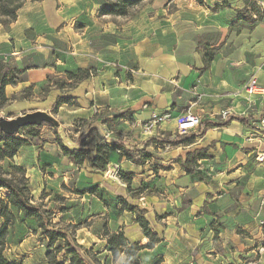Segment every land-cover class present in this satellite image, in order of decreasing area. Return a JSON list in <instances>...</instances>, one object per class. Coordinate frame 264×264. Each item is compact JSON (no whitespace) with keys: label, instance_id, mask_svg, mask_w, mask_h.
<instances>
[{"label":"crops","instance_id":"crops-1","mask_svg":"<svg viewBox=\"0 0 264 264\" xmlns=\"http://www.w3.org/2000/svg\"><path fill=\"white\" fill-rule=\"evenodd\" d=\"M145 1L148 6L121 26L126 32L122 43H108L104 50L93 45L88 51L84 46L79 48L78 69L98 73L76 88L90 80L87 92L93 103L92 117L106 108H131L141 124L154 112L166 113L168 121L159 125L157 132L161 147L180 149L172 143L174 140L164 137L174 136L183 107L202 112L204 125L191 131L193 142L176 156L208 149L211 160H201L213 172L207 180H200L183 171L172 181L176 186L182 182L184 187L175 203V221L166 224L178 223L179 227L169 231L158 222L161 229L153 230L161 241L141 251H146L147 257L159 255L154 264L166 263L163 250L181 254L188 264H264V161L257 159L259 151L264 152V137L261 141L249 140L254 131L264 134L259 127L264 97L249 101L239 94L243 83L254 74L264 85V20L255 28L254 21L246 20L251 16L254 19L251 0ZM103 5L98 0H27L12 23L7 27L0 23V59L15 55L17 46L12 42H30L26 31L34 34L31 42L42 53L50 48L52 36L65 37L66 32H73L75 23L82 30L100 27L103 33H113V23L121 16L100 15ZM200 40L216 49L210 61L198 44ZM104 56L123 69L120 77L127 70L132 79L120 80L116 86L114 79L119 81V77L113 69H98ZM27 67L25 84H38L52 72L48 63ZM15 88L11 86V93ZM224 111L247 120L233 119L222 126L226 121ZM177 165L180 168L177 162L172 164V171L178 170ZM134 227L133 237L127 238L146 245L149 238L139 224Z\"/></svg>","mask_w":264,"mask_h":264},{"label":"rangeland","instance_id":"rangeland-1","mask_svg":"<svg viewBox=\"0 0 264 264\" xmlns=\"http://www.w3.org/2000/svg\"><path fill=\"white\" fill-rule=\"evenodd\" d=\"M98 1L105 3L108 0ZM259 1L264 0L250 2L254 11V28L264 20V6ZM144 6H148V2L143 1L132 7L126 16L116 18L113 23L115 30L109 34L103 33L100 27L82 30V27L75 23L71 27L73 32H66L65 37L52 36L50 48L45 49L43 53L38 49L40 47H36L37 44L31 42L34 34L26 31V37L30 42L28 44L12 42L14 47L17 46L15 55L8 54L3 58L19 69L48 63L52 72L38 84H25L26 80L18 83L14 93H11V86L15 85L9 86L7 95L11 101L0 106V117L14 118L30 112L46 111L58 121L59 127L43 124L31 130H20L19 132L29 140V145L22 147L12 160L0 161V175L8 176L11 173L17 178L20 177L21 173L12 169L10 165L25 169L33 203L50 212V229L67 233L74 243L81 245L78 251L87 264H126V254H116L115 249H118L120 237H133L137 216L130 211L122 210L124 201L138 206L137 215L141 210H145L147 221L153 216L154 219L149 221L152 229L163 227L162 229L170 231L179 227L178 223L171 226L166 224L175 221L177 210L175 203L180 200V189L184 187L182 182L178 186L172 184V181L180 178L179 174L183 172L181 167L177 165L176 171H172L171 168H174L172 164H176L180 157L184 158V155L187 157L188 153L183 156L176 155L177 151L186 146V138L193 137V132L185 135L175 133L171 137L167 134L164 137L179 141L176 146L180 149L161 147L159 146L161 136L157 134L160 131L159 127L150 132L146 131L142 123L137 122L138 117L131 108L115 111L106 108L92 117L93 103L87 92L91 86L90 80L81 88H72L74 81L68 80L65 74L66 71L77 72L80 59L78 51L82 46L84 49L87 48V51L92 45L104 50L108 43H122V39L126 38V32H123L121 26L126 24L129 16H137ZM198 44L206 55H210L209 57L215 55L216 49L208 48L203 40L198 41ZM1 51L3 50L0 48ZM47 54L49 60H46ZM58 59L61 60L59 64ZM103 60L99 61L98 69L102 70V67L113 69L115 76L119 77V81L114 79L116 86L120 85V80L132 79L131 72L126 69L123 76H119V71L123 69L115 60L107 59L106 56ZM95 72L98 73L97 70ZM27 77L28 75L26 79ZM58 81L64 83L61 88L55 86ZM187 110L188 107L181 109L183 113ZM204 119L202 113V125L205 123ZM92 126L97 130L84 138L85 147L91 150V155H95L96 145L111 144L113 140H119L127 144V152L133 159L142 164L134 163L119 152L113 151L107 170L100 171L92 169L88 160L82 165H77L65 157L60 144L63 142L73 147ZM190 153L196 157L205 154L209 160L212 158L208 154V149H198ZM198 160L191 161L195 170L192 178L207 180L213 170L210 166H203L202 160L201 162ZM120 170L132 173L130 185L120 177ZM6 195L7 190L0 189V197L6 199ZM14 213L16 214V211ZM5 222L6 220L0 217V227ZM158 222L161 228L157 225ZM9 229L10 236L5 255L10 260L21 261L23 264H49L47 253L53 252L58 261L71 264L70 249L67 246L59 251L57 249L65 246V242L59 240L49 248V240L36 220L18 217L13 223L9 222ZM114 236L116 239L110 243L109 237ZM144 253L139 252L144 264H154L159 256L147 257ZM162 253L165 255L164 264H188L187 260L181 258V254L176 256V252L170 250H163Z\"/></svg>","mask_w":264,"mask_h":264},{"label":"trees","instance_id":"trees-1","mask_svg":"<svg viewBox=\"0 0 264 264\" xmlns=\"http://www.w3.org/2000/svg\"><path fill=\"white\" fill-rule=\"evenodd\" d=\"M26 1L27 0H0V23L5 27H7L9 23H12L17 18L18 10ZM143 1L145 0H108L101 8L100 15L126 16L132 7L142 3ZM246 20L249 22L254 21L252 16L246 18ZM206 56L208 57V61L212 59V57H209L210 55ZM29 68L30 67L19 69L6 62L4 59H0V106H3L11 101V98L7 96L6 87L8 85H17L18 83L25 81L26 72ZM65 74L68 80L74 81L72 88H75L82 81L90 79L95 74V70L79 68L77 69V72L66 71ZM63 84L64 83H60L58 81L55 86L56 88H61ZM233 119H239L242 122H246L247 120L243 115L229 114L226 121L221 123V125H227ZM33 128L36 127L28 126L21 130H31ZM95 130H97L96 127H90L84 137L80 139L78 143H75L73 147L62 142L60 144V148L64 156L77 165H82L86 160H88L92 169L100 171L107 170V167L111 163V152L113 151L119 152L122 156H125L134 163L142 164L133 159V156L127 152V144L119 140H113L111 144L96 145L95 155H91V150L85 147L84 138L86 136H91ZM193 140L194 137H187L185 143L191 144ZM177 142L179 141H173L172 143L176 145ZM27 145H29V140L25 138L21 132L17 135L9 136L0 130V161L12 160L18 154L20 149ZM204 158H207V155L204 154L196 157L193 153H188L185 159L180 157L177 160V163L183 171L186 172V174L194 175L195 170L191 165V161H197L198 159L201 160ZM10 166L12 169L20 172L21 175L18 178L11 175V173H9L8 176L0 175V189L7 190L6 199H2L0 197V217L6 220V222L0 227V264H23L21 261L10 260L5 255V251L7 249L6 246L10 236L9 222L13 223L18 217L36 220L38 226L43 230V234H45L49 240V248L57 241L63 240L65 242V246H60L57 249L59 251L61 248H65L66 246L70 249L69 252H71L72 258L69 260L71 264H87L78 251V248L81 247V245L74 243L67 233L62 232L61 230L50 229V212L46 209H41L40 206L33 203L28 184L29 180L26 178L25 169L17 165ZM132 176V173H125L120 170V177L123 178L128 185L132 182ZM122 210L130 211L137 216L136 223L140 225L144 236L149 238V242L146 245H140L139 242H131L128 238L122 236L119 239V246L118 249H115V253L126 254V264H142L139 252L145 248L154 247L161 241V239L159 234L151 228L149 221L146 220L145 214L147 212L145 210H141L139 215H137L136 210H138V206L131 205L126 201H124ZM14 211H16V214ZM115 239V236L109 237L110 243H113ZM47 257L49 264H65V261H58L55 253L53 252H48Z\"/></svg>","mask_w":264,"mask_h":264},{"label":"built area","instance_id":"built-area-1","mask_svg":"<svg viewBox=\"0 0 264 264\" xmlns=\"http://www.w3.org/2000/svg\"><path fill=\"white\" fill-rule=\"evenodd\" d=\"M259 3L264 6V1H259ZM240 95H244L245 98L249 101L253 100L254 98L257 97H264V85L260 82L258 76L256 74L252 75L246 82L243 83L239 90ZM229 114L228 111H224L223 115L226 117ZM168 121V116L166 113H158L154 112L151 115V118L148 119L147 121H144L142 123V127L150 132L159 125L165 123ZM202 125V112H192V111H187L185 112L178 120H177V127L175 129V133L179 135H185L191 131H195L200 128ZM259 127L264 129V113L259 121ZM264 137V134L261 135L259 132L254 131L249 137V140L252 141L254 140H262ZM257 159L259 162L264 161V152L257 154ZM264 223V222H262Z\"/></svg>","mask_w":264,"mask_h":264},{"label":"water","instance_id":"water-1","mask_svg":"<svg viewBox=\"0 0 264 264\" xmlns=\"http://www.w3.org/2000/svg\"><path fill=\"white\" fill-rule=\"evenodd\" d=\"M43 124H52L59 127L58 121L46 111L30 112L14 118L0 117V130L9 136L17 135L25 127L41 126Z\"/></svg>","mask_w":264,"mask_h":264}]
</instances>
